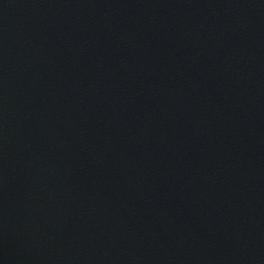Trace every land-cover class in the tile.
<instances>
[{"label":"water","instance_id":"obj_1","mask_svg":"<svg viewBox=\"0 0 264 264\" xmlns=\"http://www.w3.org/2000/svg\"><path fill=\"white\" fill-rule=\"evenodd\" d=\"M0 264H264V0H0Z\"/></svg>","mask_w":264,"mask_h":264}]
</instances>
